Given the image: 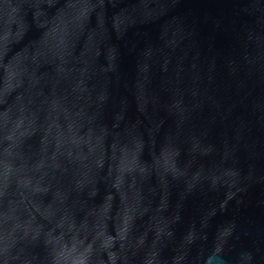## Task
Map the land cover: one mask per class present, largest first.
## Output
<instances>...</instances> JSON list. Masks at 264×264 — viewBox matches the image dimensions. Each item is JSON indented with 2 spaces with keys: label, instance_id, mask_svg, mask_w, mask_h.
I'll return each instance as SVG.
<instances>
[{
  "label": "water",
  "instance_id": "1",
  "mask_svg": "<svg viewBox=\"0 0 264 264\" xmlns=\"http://www.w3.org/2000/svg\"><path fill=\"white\" fill-rule=\"evenodd\" d=\"M0 264H264V0H0Z\"/></svg>",
  "mask_w": 264,
  "mask_h": 264
}]
</instances>
